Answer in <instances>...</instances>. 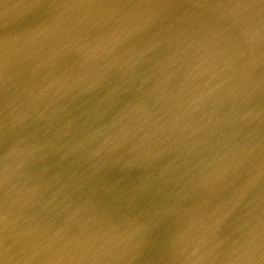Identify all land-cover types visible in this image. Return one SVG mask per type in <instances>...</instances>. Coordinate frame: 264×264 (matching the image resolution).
Listing matches in <instances>:
<instances>
[{"label":"water","instance_id":"1","mask_svg":"<svg viewBox=\"0 0 264 264\" xmlns=\"http://www.w3.org/2000/svg\"><path fill=\"white\" fill-rule=\"evenodd\" d=\"M255 1L0 0V93L9 95L1 104L4 109L0 107V160H8L7 153L2 155L8 143L35 152L28 154L29 162L19 172L0 175L5 179L7 193L15 184L35 177L30 187L33 193L41 194L69 166L85 178L101 169L118 167L112 174L116 183L123 179L121 183L126 187H141L136 196L127 193L130 189H119L126 190L118 195L120 201H128L124 212L117 208L95 211L90 228L82 224V218L92 212L90 207L67 221L56 216L62 208L60 203L68 200L57 203L61 194L47 198L44 208L49 210L48 215L39 223L41 228L37 227L43 237L35 235L34 244L47 259L68 254L76 244H86L95 247L81 264H146L147 257L148 264H264V259L254 257L264 242L252 243L259 248L238 246L249 236L232 218L239 210L227 207L221 211L231 200L225 197L226 190L236 188L235 177L249 172L251 178L256 175L264 193V28H260L264 0H260L259 7L254 6ZM245 22L251 24L245 26ZM247 48L253 49L251 55H247ZM229 53L234 56L229 58L231 70L227 76ZM176 62L188 65L178 73L177 80L171 82L172 76L166 75V88L179 89L182 81L187 85L192 77L199 79L207 70L214 72L210 75L216 82V102L211 106L209 121L223 133L238 135L234 143L226 142L224 149L213 152L218 167L231 165L235 169L220 185L215 202L208 204L212 207L208 212L217 219L207 221L205 228L184 239L176 229L173 243L172 231L165 235L163 228L178 215L192 216L179 193H170L172 187H177L178 175L194 171L179 162V157L190 158L197 151L206 155L211 148L203 146L198 138H185L177 129L159 143L144 144V157L152 154L155 158L128 168V157L134 152L129 150L127 137H133L127 134L126 113L121 105L126 103L142 114L152 104L158 87L149 81L154 70H165ZM218 65L223 67L219 77ZM256 71L255 92L241 91V85L249 84ZM24 82H30L27 85L32 103L18 98L14 100L16 106L11 107V98L25 92ZM249 92L255 99L249 97ZM111 102L117 104L116 108ZM149 125L155 127L150 121ZM155 132L161 134V128L156 126ZM41 145H47L45 152L40 151ZM177 166L178 171L169 174ZM164 169L168 174L161 178ZM77 182L79 189L89 186L81 185L84 181ZM87 194L92 195V191ZM10 204L16 206L10 199L0 205V210ZM38 206H16L15 214L23 211L20 215L30 217L31 208ZM259 207L257 201L244 202L240 210L247 217L257 214ZM228 210L233 213L229 215ZM118 213L127 216L126 224L111 225ZM192 228H196L194 219ZM216 231L221 238L219 244L211 236ZM93 233L102 239L93 241ZM148 242L152 243V251L143 249ZM0 243L4 244L0 245V262L20 256L22 237L1 236ZM164 247L168 252L177 249L180 256H162ZM80 252H76L78 261L84 257Z\"/></svg>","mask_w":264,"mask_h":264},{"label":"bare ground","instance_id":"2","mask_svg":"<svg viewBox=\"0 0 264 264\" xmlns=\"http://www.w3.org/2000/svg\"><path fill=\"white\" fill-rule=\"evenodd\" d=\"M254 6L259 7L260 0H256ZM244 24L247 26L250 25L251 22H245ZM261 27L264 28V22L260 24V28ZM206 32L212 33L213 30L206 29ZM222 32L224 33V29H222ZM246 52L247 55H251L253 49L250 50V48H247ZM231 56H234V54H230L226 59L225 66L227 68V76L229 74V70H231V64L229 63V58ZM187 65L188 64L186 63L176 62L172 67H167L165 70H154V77L149 81L153 83L154 86L157 85L158 87H155V95L152 98V104H149L148 107L142 110V114L144 116L140 113H136L126 103L121 105L122 110L126 113L124 122L127 127V134H131L133 137V139H129L127 137V141L130 146L129 150L134 152V154L128 157V168H130L131 165H135L137 162L153 158L154 156L152 154H150L147 158L144 157L143 150L146 151V149H144L145 145L148 143H152V145H154L155 141L156 143H159L162 137L166 138L171 132L177 129H181L185 138L189 140L198 138L203 146L211 148L209 149L210 153H207L206 155L202 151L190 154V158L181 155L179 157L181 161L179 162L184 163L189 169L194 168V171H189V173L184 172L182 175H178L179 179L175 182L177 187L171 188V185L167 187L168 190H170V188L172 189L170 193H174L175 191L179 193L180 200L187 204L190 208L189 210L192 216L183 217L182 215H178V219L168 222V224L163 228L162 233L167 235L170 233L169 231H172L174 237V231L177 229L178 233L183 236V239L194 234L197 230L205 228V223L207 221L211 222L213 219H217V215L214 213L210 214L208 212V210L212 208L208 207V204L215 202L217 198L216 193L220 188V185L226 183L228 180L227 174L233 173L235 169H233L231 165L218 167L217 161L215 160L216 158L213 154L215 153V150L217 151L221 148L224 149V143H234L236 141L234 136L238 135L236 133L229 135V132L223 133L220 127L214 123L212 124V121H209L211 120L209 117L211 106L216 102L213 95L216 88V82L213 80L212 75H210L214 74V72L207 70V72L200 76L199 79L197 77H192L194 80L191 81V78L187 85L182 81L179 89H174L171 86L168 89L166 88L169 86L165 80L166 75L172 76V79L170 80L171 82L177 80L179 78L178 73L185 71ZM154 66L157 67L160 65ZM219 66L221 65H218L216 71L218 77L220 73H223V67L221 66L220 68ZM163 71L165 77H161ZM135 74L137 73L135 72ZM256 79H258V71H256L251 78L250 83L253 82V86L249 85L250 83H243L241 85V89L239 88L240 86L238 88L241 91L244 90L246 93L248 90L255 92L254 86L258 81H256ZM29 83L24 82L25 92L23 94L16 96L17 98L14 96L11 98V107L16 106L14 100L16 101L18 98L20 100L29 99L32 103V97L28 95L29 87L27 84ZM250 96H252V99H255V96L252 93L249 97ZM5 97L8 99L9 95L6 96L5 94L0 93V107L2 103L6 102ZM110 104L112 105V108H116L117 106L114 102H111ZM146 117L152 125L155 127L159 126L161 128V134L155 132V127L149 125V121ZM8 145L9 147L6 146L7 149L3 150L4 152L2 153V155L5 153L8 154V160L4 163L0 160V175L4 172L7 174H10L11 172L14 173L15 171L19 172L21 169L20 167L29 162L27 159L28 154L35 153L32 152V149H23L20 145L12 143H8ZM134 149L138 152V154H136ZM23 150L25 152H23ZM46 150L47 145H41L40 151L45 152ZM117 169L118 167L104 168L91 173L92 175L90 177L85 178L75 173L73 167L69 166L66 171L60 172L54 181L49 182V184L44 187L41 194L33 193L30 187L35 184L33 182L35 177L31 181L22 180V182L15 184V187H13L9 193H7L8 188L4 184L5 179H0V205H6L10 199L14 201L16 206L27 205L29 203L32 206L39 204L38 207L31 208V214H29L30 212L27 213L30 217L20 215L23 211L15 214L16 206H11V204L0 210V238L1 236L9 239L22 237L23 241V249L19 251L20 256H12V259L7 257L0 262V264H81L82 260L86 258L85 256L94 250L93 248L95 245L88 247L84 244L78 247L80 244H76L72 246V249H69L68 254L50 256V260L42 254L39 246L34 245L37 244L35 235L40 238L43 237L42 233H38L37 227L41 228L39 223H41L42 220H46V216L48 215L49 210L44 208L46 199L54 198L56 194H61L63 196L58 198L57 203L68 200L60 203L62 208L59 209V213L56 216V218L65 217L67 218V221H72L75 218H78L81 214L86 213V209L90 207L89 212H92L89 213L90 216L86 215L82 218V221H84L82 224L88 228L93 227V216L95 211L98 212L104 209L117 208L118 210H122L124 212L128 201H120L118 195L130 189L127 193L130 195L133 192V196H136L141 190L140 186H124L123 183H121L124 182L123 179H120V182L116 183V180L112 178V174ZM178 169L179 166H177L169 174L176 173ZM67 171H70V174L67 175ZM163 172L164 173H162L161 178H164L168 174V171L165 169ZM251 176L252 175L249 172L241 177H235L236 188L235 186L234 188L236 191L226 190L225 197L231 200H229L230 203L226 202V206H223L221 211H224V208L227 207L233 210H239L240 213L238 214H234L232 211L228 210L230 212L229 215L233 213L232 218L236 223H238V227L246 229V232L249 235L248 238L243 241L245 243H240L238 246L244 248L248 246L259 248L252 243L254 241L264 242V193L259 187L260 178L256 175L254 178H251ZM77 180L85 182L81 185L89 184L88 188L85 186L84 188L79 189ZM184 180L187 181L183 183ZM43 183L44 182H42V184ZM69 183H71L70 186ZM179 184H182L181 187L178 186ZM122 188H125L126 190L118 191ZM103 190H106L107 193H104ZM91 191L92 195H88L87 193H90ZM127 199L129 200L131 198ZM254 201L260 203V211L255 215L244 217L243 214L245 211L240 210L244 205V202L251 203ZM162 210H164V207ZM19 215L21 218L17 220ZM193 219L194 226L196 227L195 230L192 228ZM126 222L127 216L125 214L118 213V217L111 219L110 224H126ZM27 225L31 227L30 230H28ZM219 235L218 231L211 234V236H214L213 242L216 244L221 242ZM92 236L94 238L93 241L102 239L103 237L101 236L100 238H96L94 233ZM171 239L174 243L175 237ZM0 245L4 244L0 243ZM151 248L152 243L148 242L143 244V249L145 251H148ZM44 252L46 253L47 250L44 249ZM76 252L78 255L80 252L84 256L79 261L77 259ZM162 252L163 253L161 255L164 257H167L168 253L170 255L180 256V251L177 249H173L168 252V247H164ZM263 252L264 247L259 248L254 253V257L257 260L264 259ZM150 254L153 255L154 253L150 252ZM214 258L215 257L212 256V259ZM149 261L150 260L147 257L146 264H148Z\"/></svg>","mask_w":264,"mask_h":264}]
</instances>
